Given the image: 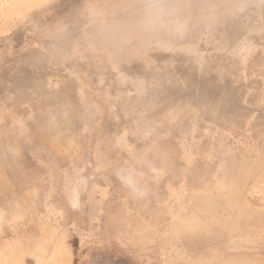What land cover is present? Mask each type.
Returning a JSON list of instances; mask_svg holds the SVG:
<instances>
[{
    "label": "rangeland",
    "instance_id": "rangeland-1",
    "mask_svg": "<svg viewBox=\"0 0 264 264\" xmlns=\"http://www.w3.org/2000/svg\"><path fill=\"white\" fill-rule=\"evenodd\" d=\"M0 264H264V0H0Z\"/></svg>",
    "mask_w": 264,
    "mask_h": 264
}]
</instances>
